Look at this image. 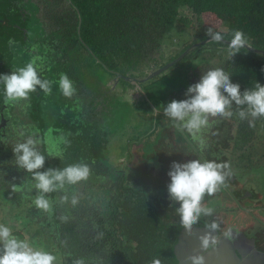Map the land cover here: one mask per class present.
Segmentation results:
<instances>
[{"label": "trees", "instance_id": "obj_1", "mask_svg": "<svg viewBox=\"0 0 264 264\" xmlns=\"http://www.w3.org/2000/svg\"><path fill=\"white\" fill-rule=\"evenodd\" d=\"M30 14L23 17L28 31L39 28L40 59L53 43V67L27 92L29 127L19 120L0 136V197L7 196L10 207H22L23 217L50 252L59 254L61 264H176L172 249L180 230L202 224L224 232L234 223L227 205L245 207L235 210L236 220L245 214V223L238 225L255 228L256 248L264 251V223L252 218L264 211V194L259 187L245 190L249 181L261 178L254 174L259 168L252 154L256 147L264 149V54L218 39L191 50L171 67L187 62L186 84L194 91L198 86L188 81L193 70L207 77L195 93L200 110L193 105L192 113L176 121L165 108L154 118L166 116L179 135L161 122L168 130L157 132L155 125L148 143L134 139L121 158L117 129H108L111 121L103 127L108 143L98 150L100 141L84 127L89 120L79 113L72 119L65 109L77 97L73 91L94 100L102 73L144 76L209 36L264 50V0H53V16L43 17L46 27ZM211 44L221 57L217 66L211 56L200 54L201 47L213 52ZM163 76L141 83V89L147 93L144 86L154 84L155 95L177 91V81L158 82ZM45 98L53 108L51 120L38 112ZM183 107L175 103L174 113ZM205 111L214 118L211 132L209 127L193 135L197 127L192 124ZM36 130L38 145L24 137ZM194 136L199 139L195 147L190 144ZM53 137L58 139L54 145ZM154 157L157 167L151 164ZM213 199L228 204L205 208ZM204 210L216 212L217 222L198 218Z\"/></svg>", "mask_w": 264, "mask_h": 264}, {"label": "rangeland", "instance_id": "obj_2", "mask_svg": "<svg viewBox=\"0 0 264 264\" xmlns=\"http://www.w3.org/2000/svg\"><path fill=\"white\" fill-rule=\"evenodd\" d=\"M31 1L36 4L37 15L40 17V20L43 22V26H44V24L47 23L46 19L43 18V17L47 18L46 13L53 16V0H31ZM22 3L24 6V9H26L28 13H31L30 14L31 16L33 17L36 16V13H35L36 6L35 5L33 4L29 5L30 2L28 3L25 0H16V4L18 6H20ZM33 12L35 13V15L33 14ZM48 26L50 25L48 24ZM30 29L31 30L29 31V33L31 35L39 32V28H37V26H35L34 28H30ZM32 43L33 41L31 39V47L32 49L36 51V53L42 51V49L39 48V46H35L34 43L33 44ZM211 47L213 48V52H203V47H201L200 54L204 53L206 55L208 54L209 56H211L212 58L211 62H213L214 66H217L220 62H222V61H219V58L221 57H219L220 54L214 48L213 44H211ZM221 47L222 48L220 49H226V46H221ZM165 52H167V50ZM165 52H163L162 55H165ZM14 53H15V56L19 58L23 55V52L21 51H15ZM221 55H223L222 52H221ZM25 59L26 57H24L21 61H17L15 65V70H19V67L23 65ZM186 64L187 62L185 61L183 63H180L178 67H170V68L168 67L167 70L159 74L162 76L164 75L161 79L158 80V82L161 84H164V80H167L168 83H172L173 81H177L178 83L177 91L174 89L167 90L165 94H161V95H155L156 91H155L154 84H151L149 86H144V89L147 91V93L144 92L141 89L143 82H141L142 84L134 83V82H130V83L129 82L127 83L118 82L114 86V88H112L111 90L110 85L113 81L114 76L108 77V78L105 76L100 79V81L102 82V84H100L101 89L94 91V94H95L94 100H92V98H90L87 95H85V98H82V102H84L83 106L86 108L85 111L88 108L87 104L89 101L90 107L97 114V117L99 118L100 121L105 122V123L111 121L110 125H113V129L115 128L117 129L116 135L119 140L124 139L125 137L128 138L127 137L128 130L135 133L137 137H135V135L132 134L131 132H128L129 142L126 143L127 144L125 148L126 150H127V147L130 145V142H132L136 138H137L136 141L138 142L139 140H141L142 142L148 143L151 138L147 131L149 130L148 128L151 127L152 122L161 123L165 121L167 125L170 124L167 120V117L164 115H161L157 119L154 118L156 114L163 113L164 109L167 108L169 111L173 112V115L171 117L176 121H180L179 119H180L181 114L185 113L186 115H188L189 113H192V111H194V106L197 107L198 105L195 93H197V90L200 91L199 87L203 84V82L207 79V77L202 75V73L200 72L201 69L200 70L197 68L194 69L193 74H191V77L188 79V81L190 82L191 85L194 84V88L196 85L198 87L197 89H195L196 91L191 90L190 87H187V84H186L187 83V78L185 74V69L187 67L185 66ZM158 67L153 66L152 68H158ZM213 74H215V71L213 72ZM126 76H129V75H126ZM133 77H139V76L133 75ZM150 80H147L144 82H149ZM169 87L170 85L167 86V88ZM162 89L163 88L161 87V90ZM101 90L103 92H101ZM188 90H190L189 94L185 95V93ZM125 92H127L130 95L129 97H127L129 100L128 102L129 109L128 108L125 109L126 105L124 104L122 109H119L118 112L116 113L115 110L110 108V105L107 103V101L111 103L112 99L114 98L113 94L115 93L118 96L121 95L122 101H125V97L127 96V95L126 96L124 95ZM76 93L78 94V92ZM23 94L24 93H22V95ZM20 96H21V93L16 96L18 97L15 100V104H14L16 107H21L22 104H25V101H23ZM98 96L101 97L100 102H98L97 100ZM191 101L193 102L192 104H191ZM91 103L96 106L91 105ZM175 103L179 105L183 104L184 107L181 110L176 109L175 110L176 112L174 113L173 106ZM46 107L47 106L42 105L39 108V110L41 111L42 116L45 120H51L53 118V108L52 107L46 108ZM209 112L210 111H207V112L205 111L203 113L201 112L202 113L201 116L203 118L200 119L198 117L197 121L194 124H192L193 126L197 127V131L195 133L193 132V135H199L204 129H209V127H210L209 131L211 132V129L213 127L211 121L214 118L212 117V115L211 116L209 115ZM226 112H228L227 109L224 111V113ZM230 115L233 117L235 115V112L233 111V113ZM107 116H110V117H107ZM143 116L147 118L146 122L150 124L148 127H145L141 124L142 121L144 120L142 118ZM168 117L170 118V116ZM14 118L16 120L17 116L15 115ZM192 118H196V115L193 114ZM23 122L25 123V121ZM103 127L105 128V125ZM168 128L171 129V132L172 134H174L175 137L179 135V131L176 129L175 126L172 128L171 127H168ZM168 128L157 125L156 131L158 132L160 130H168ZM185 131L187 132L192 131V127L185 126ZM108 134L109 133L106 132L105 135L108 136ZM24 137L26 139L30 138L33 141V143H36L37 141L39 142L38 140L39 135L37 136V134H32V133L30 135L25 134ZM194 139L195 141L192 142L193 144L190 143L191 145H193V147H195L196 142L199 141L197 136H194ZM11 140L12 139H9L8 143L13 145L10 142ZM36 145H38V143H36ZM138 146H142V145L139 144ZM262 146L264 147V144H262ZM131 148H132V145H131ZM125 154H127L126 151H125ZM252 159L254 161H257L258 168H259V171L254 174L259 173V176H261V178L259 181H256V180L252 182L249 181L245 185V190L248 191L249 193L256 192L259 187V190L263 192L264 185L262 183V178H263L262 175L264 174V157H259V154L257 153V154H252ZM151 164L156 165V167L159 165V161H157L156 157L152 159ZM247 173L248 172H244L245 175ZM259 182H261L260 185H258ZM183 196H184V193L181 195V197ZM8 199L9 198L7 196L0 197V264H61L59 254L57 252H53V253L50 252L49 247L47 248L44 245V243L41 241L40 237L37 236V234L35 233L34 226L28 223L27 219L23 217L24 214H22V212H24V210H22V207H14V206L10 207L12 203ZM222 200L223 201L225 200L224 195L222 197ZM223 201L219 202L214 199L209 200L208 203L206 204L207 207L205 208L209 207L208 209L210 210L211 208L212 210L216 208L224 209L225 205H223V203L228 204V201H225V202ZM218 205H221V206H218ZM229 206H232V205H227V207ZM202 213L203 214L198 215V218L203 217V216H209V218L215 219L214 216H216V212H209V210H204ZM236 213L237 211L235 210L231 213L232 217H234V224L238 226L240 222L239 220H243L242 223L244 224L246 220L244 218L245 214L241 213L239 215V220H236ZM252 218L257 223L263 224L264 223V211L260 213L259 217H257L254 213H252ZM194 219L195 218L192 217V220ZM196 225L205 226L202 224H196ZM254 231H255V228H251V229L246 230V233L248 234V236L253 237L252 234ZM18 232L23 233V236H21Z\"/></svg>", "mask_w": 264, "mask_h": 264}, {"label": "flooded vegetation", "instance_id": "obj_3", "mask_svg": "<svg viewBox=\"0 0 264 264\" xmlns=\"http://www.w3.org/2000/svg\"><path fill=\"white\" fill-rule=\"evenodd\" d=\"M25 1L32 2L31 0ZM32 4L35 3L32 2ZM22 5L23 3L18 6L16 4V0H0V119L1 117L3 118V120H0V125L3 124V126L0 127V136H4L6 131L15 125L14 123L17 122L18 116L28 114L27 111L29 103L27 101V92L32 85L40 86L44 77L50 74L48 69L53 67V43L49 44L50 48L46 54V59H40L42 55L41 52L36 53V51L31 47V39L35 46H39V42L36 33L31 35L28 31L26 20L23 17L24 13L27 14L28 12L23 11ZM35 13L37 15V12ZM15 51H21L23 52V55L20 58L16 57L14 53ZM24 57H26V59L23 65L19 67V70H15L17 61H21ZM55 74L57 73L53 71L54 80L56 79ZM73 92L74 95L77 94L75 91ZM101 92L103 91L101 90ZM20 93V97L23 101H25V104H22L21 107H16L14 105L15 100L18 98L16 96ZM22 93H24L23 95L25 97ZM82 93L84 94L85 92L83 91ZM76 104H79L78 109L82 110L84 102L81 101L80 103V100L76 99ZM199 110L200 104L197 105V111ZM15 115L17 116L16 120L14 118ZM84 116L86 120H89L90 111H88L87 114H82V117ZM262 193L264 194V191ZM262 197L264 198V195ZM228 208L232 210L231 212H233V210H242L245 207L232 205ZM212 221L214 223L217 222L216 218ZM204 227L215 228L216 236L206 247V251L211 249L210 253H198L199 256H197V258L199 262L221 264V262L229 259L232 264H236L237 261L242 260L246 256L250 258L249 253L253 252L252 250L256 247L254 236H248L245 229H241V226H236L234 223L225 227L224 232L220 234L218 232L221 231L223 227L216 228V225ZM231 233L236 235V237H229L232 236ZM226 239L230 242V244L222 249L219 248L218 246ZM250 242H252L254 247L251 246ZM256 250L259 249L256 248ZM218 251H221L224 254L215 253ZM259 251L264 253L262 250ZM242 254L243 257H241ZM254 256L253 260H261L262 263L264 262L263 257L258 258L256 254H254Z\"/></svg>", "mask_w": 264, "mask_h": 264}, {"label": "water", "instance_id": "obj_4", "mask_svg": "<svg viewBox=\"0 0 264 264\" xmlns=\"http://www.w3.org/2000/svg\"><path fill=\"white\" fill-rule=\"evenodd\" d=\"M211 39H218L221 41H224L228 44H238V45H243L244 47H246L247 49L256 52V53H261L264 54V50L261 49H257L254 48L252 46H250L249 44H246L243 41L240 40H226V39H222L220 37L217 36H209L206 37L203 40L197 41L193 44H191L190 46H188L183 52H181L177 57L174 58V60H170L168 62H166L165 64H163L162 66L158 67V68H152L147 74H145L144 76H139V77H133V76H126V75H122L118 72H113V84L112 87L114 88V86L117 84V81L119 79H125L129 82H134V83H141L147 80H150L151 78H153L156 75H159L160 73L164 72L165 70H167L168 67H171L173 64H175L176 62H178L179 60H181L184 55L186 53H188L189 51L193 50L194 48L208 42ZM0 120H3V118L1 117ZM3 124H1L0 126H2ZM58 139H55L53 137V145L55 143H57ZM103 146V144H99L98 145V150L101 149ZM232 238H235L236 235H234L233 233H231ZM216 236V231L215 228L213 227H204V226H192V225H188L183 227L177 237V241L175 242V244L173 245V258L176 262V264H209L207 262H199L197 256H199L198 253H210L211 249L206 251V247L209 244V242ZM251 243V246L254 247V245ZM230 242L226 239L225 241H223L218 247L219 248H223L226 247L227 245H229ZM253 252H250V258L248 256L244 257L242 260H239L236 262V264H264V262L262 263L261 260L260 261H256L253 260L254 259V254H256L258 256V258H264V253L256 250V247L252 250ZM259 252V253H258ZM217 254L222 253L221 251L215 252ZM241 257H243V254L241 255ZM221 264H232V262L228 259L227 261H223L221 262Z\"/></svg>", "mask_w": 264, "mask_h": 264}, {"label": "crops", "instance_id": "obj_5", "mask_svg": "<svg viewBox=\"0 0 264 264\" xmlns=\"http://www.w3.org/2000/svg\"><path fill=\"white\" fill-rule=\"evenodd\" d=\"M107 78H108V76H107ZM111 83V82H110ZM112 84H113V82L111 83V85H110V88H111V90H112ZM109 88V89H110ZM114 91V90H113ZM39 92L38 93H36V96L38 97L39 96ZM114 95V98L112 99V102L110 103V102H108L107 101V103L110 105V108H112L113 110H115V112L117 113L118 112V110L119 109H122V107L124 106V104L126 105V107H125V109H129V104H128V102H129V100H128V98L127 97H129L130 95L127 93V92H125L124 93V95L126 96H124L125 97V101H122V98H121V95L120 96H118L116 93L115 94H113ZM76 96H77V98H74V99H72L71 100V103L68 105V107H65V109L68 111V114H69V116L72 118V119H76L77 117H78V113H79V115L80 116H82V114H87V112L88 111H90V116H89V121L88 120H86V118H85V116L83 117L86 121H88L85 125H84V127L85 128H87V130L89 131V133H92V134H94L95 136H94V139L97 141V142H99L98 144H103V146H106L107 145V143H108V139L106 138V135H105V132H107V131H105V129L103 128V126L105 125V122H102V121H100L99 120V118L97 117V114L88 106V104H87V106L89 107V108H87V110L85 111V107L83 106L82 107V110L81 109H78V106H79V104H76V99H79L80 100V103H81V101H82V95L81 94H76ZM101 97H99L98 96V98H97V100H98V102H100L101 100ZM104 100V99H103ZM46 101H48L47 100V98H45L44 100H42L41 102H40V104H37L38 105V112H41L40 110H39V108L42 106V105H45V106H47V103L48 102H46ZM44 102H46V103H44ZM46 108H50V107H46ZM71 111V112H70ZM73 113V114H72ZM115 115V114H114ZM21 118V119H20ZM144 120L142 121V125L143 126H145V127H148L150 124H148L147 122H146V120H147V118L146 117H142ZM22 120L21 122H23V121H25V125H27L28 127H29V124L28 123H30L28 120L30 119L29 118V116H28V114L27 115H23V116H18V119H17V122H18V120ZM107 123V122H106ZM109 124V126H108V129H111V130H113V127H112V125H110V123H108ZM159 123H153L152 122V125H151V127L150 128H148L149 130L147 131V132H149L155 125H158ZM3 126V125H2ZM111 126V127H110ZM168 127H170L171 126V124H169V125H167ZM126 131H127V129H126ZM128 132H131V131H127V137L128 138H124V139H121L120 141H121V143L119 144V146H118V149L120 150L119 151V155H120V158L125 154V151H126V146H127V144L126 143H128L129 142V136H128ZM32 134H37V136L39 135V137H40V134H39V131H32L31 132ZM132 134H134L135 135V137H137V135L135 134V133H133V132H131ZM131 135V134H130ZM102 146V147H103ZM257 153L260 155V157H264V149H262V148H260V147H257ZM126 155V154H125ZM237 226V225H236Z\"/></svg>", "mask_w": 264, "mask_h": 264}, {"label": "clouds", "instance_id": "obj_6", "mask_svg": "<svg viewBox=\"0 0 264 264\" xmlns=\"http://www.w3.org/2000/svg\"><path fill=\"white\" fill-rule=\"evenodd\" d=\"M118 73H119V72H118ZM120 74H121V73H120ZM105 76L107 77V74H105V73L103 74V73H102L100 77L103 78V77H105ZM113 76H114V75H113ZM113 76H112V77H113ZM119 80H120V79H119ZM119 80L117 81V83L119 82ZM99 81H100V78L98 79V83H99ZM126 81H127V80H126ZM112 82H113V81H112ZM128 82H129V81H128ZM100 84H102L101 81H100L99 85H100Z\"/></svg>", "mask_w": 264, "mask_h": 264}]
</instances>
